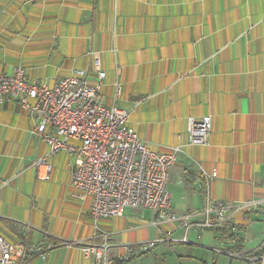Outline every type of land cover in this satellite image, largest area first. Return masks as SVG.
I'll use <instances>...</instances> for the list:
<instances>
[{"label":"crops","instance_id":"crops-1","mask_svg":"<svg viewBox=\"0 0 264 264\" xmlns=\"http://www.w3.org/2000/svg\"><path fill=\"white\" fill-rule=\"evenodd\" d=\"M94 55L105 72L103 103L130 110L128 124L153 152L179 147L167 183L170 213L203 207L199 166L217 173L211 197L264 201V0H0V72L20 67L28 80L48 85L75 69L92 79ZM206 115L208 144L190 143L189 117ZM35 124L19 102L0 104V233L43 251L28 264H53L55 251L64 252L61 264L93 263L64 241H98L104 233L114 259L127 245L181 230L179 220L155 223L145 208L94 222L91 198L72 191L75 155L49 153ZM248 214L231 219L238 238L208 230L207 245L218 247L215 238L248 255L259 248L264 208Z\"/></svg>","mask_w":264,"mask_h":264},{"label":"built area","instance_id":"built-area-1","mask_svg":"<svg viewBox=\"0 0 264 264\" xmlns=\"http://www.w3.org/2000/svg\"><path fill=\"white\" fill-rule=\"evenodd\" d=\"M95 78L88 71L75 69L70 75L54 85L28 80L24 70L16 67L12 73L0 72V104L15 100L30 110L35 117L36 133L46 141L49 153L67 150L75 155L71 169V187L75 197L91 198L92 219L120 216L125 209L145 208L156 213L155 223L179 220L184 229L183 242L195 229L218 230L223 240L237 234L230 224L237 213H243L247 221L250 212L264 201H223L211 197L210 180L217 173H207L199 166V176L205 184L203 207L181 216L170 213L171 195L167 190L170 168L176 160L179 147L169 152L156 153L140 139L129 122L130 110L103 103L101 87L105 72L98 66L94 55ZM115 96L119 95L116 85ZM189 140L192 144L207 145L211 129L210 116L189 117L187 121ZM70 141H77L72 144ZM46 156L37 159L36 167L45 166ZM168 233V232H167ZM65 244H76L92 264H112L108 258L110 245L106 234ZM161 237L155 241L124 247L122 259L139 255L152 249L157 243L170 241ZM215 253L231 258L254 262L241 247L226 248L225 243L214 247ZM43 251L26 240L11 242L0 233V264H28L30 255ZM121 259V257H119ZM264 264V254L261 256Z\"/></svg>","mask_w":264,"mask_h":264},{"label":"rangeland","instance_id":"rangeland-1","mask_svg":"<svg viewBox=\"0 0 264 264\" xmlns=\"http://www.w3.org/2000/svg\"><path fill=\"white\" fill-rule=\"evenodd\" d=\"M148 210V218L150 219V212L152 210ZM154 212V211H153ZM181 230L176 231L174 234L168 237L170 241L167 242H159L152 249L145 252L144 255H134V259L129 262H123L122 264H202V262L206 261L207 264H255L245 262L240 259L230 258L224 254H219L213 252V248H210L207 245L206 241L209 239L207 236V232L211 231H203L199 232L195 229L190 230L188 233L187 242L182 241V237L184 235L183 227ZM263 234V231H262ZM239 234H233L230 237L236 239ZM162 236V235H161ZM172 240L180 241L174 242V247L171 248L170 245ZM85 241V240H84ZM155 241V240H154ZM216 246H219L218 241L215 240ZM170 243V244H169ZM264 244V240L262 242ZM190 253L191 255H189ZM64 252H53L51 256V262L53 264H61L63 261ZM116 255H113V252H108V258L112 259V264L118 261L117 259H122V255H119L116 258ZM213 262V263H212ZM262 264V259H260L259 263Z\"/></svg>","mask_w":264,"mask_h":264},{"label":"trees","instance_id":"trees-1","mask_svg":"<svg viewBox=\"0 0 264 264\" xmlns=\"http://www.w3.org/2000/svg\"><path fill=\"white\" fill-rule=\"evenodd\" d=\"M144 253L142 254H139V256L141 255H144ZM264 254V244H262L259 248H257L256 250L252 251L251 253H249V255L247 256H251V257H254V262H249V263H259L260 259H261V256ZM136 256V255H135ZM134 259V256H131V257H128L126 259H117L118 261H116L115 263L113 264H122L123 262H129L131 260ZM245 261V260H243ZM245 262H248V261H245ZM202 264H207L206 262H202Z\"/></svg>","mask_w":264,"mask_h":264}]
</instances>
